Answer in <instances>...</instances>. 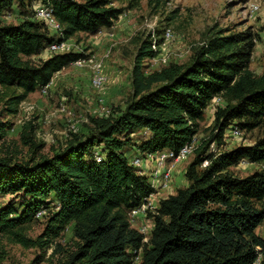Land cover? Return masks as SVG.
I'll return each mask as SVG.
<instances>
[{"label":"trees","instance_id":"16d2710c","mask_svg":"<svg viewBox=\"0 0 264 264\" xmlns=\"http://www.w3.org/2000/svg\"><path fill=\"white\" fill-rule=\"evenodd\" d=\"M115 1L0 0V86L21 90L8 98L9 114L83 55L51 53L34 61L56 39L34 18L33 5L52 8L63 27L61 41L111 27L122 13ZM15 11L20 19L6 22ZM253 47L249 31L210 28L188 63L145 72L144 62L156 54L147 35L138 44L123 109L90 116L86 131L71 132L50 154L41 152L44 143L35 140V125L28 122L20 136L28 155L19 156L14 147L0 156V234L46 248L70 226L75 249L57 264H264V236L256 232L264 219V170L245 176L232 170L242 161L264 162V132L253 144L219 150L232 124L243 132L264 130V65L259 75L250 69ZM215 97L223 103L184 170L187 184L147 211L152 229L144 240L129 212L155 189L126 154L132 146L177 152L197 134ZM10 125L0 121V139ZM211 144L219 151H210ZM42 208L44 228L29 238L26 225Z\"/></svg>","mask_w":264,"mask_h":264},{"label":"rangeland","instance_id":"374dc122","mask_svg":"<svg viewBox=\"0 0 264 264\" xmlns=\"http://www.w3.org/2000/svg\"><path fill=\"white\" fill-rule=\"evenodd\" d=\"M114 5L122 8V13L111 27L102 29V32L94 36L77 33L67 38V44L72 48L103 59L106 82L100 90H94L91 86L92 72L88 66L78 67L70 64L53 75L45 91L41 89L27 94L18 104L16 113L9 114L6 108L8 98L19 94L21 90L0 86V121L11 123L0 139V156L6 149L13 150L14 147L22 152L19 156L28 155V146L23 144L20 137L28 122L35 125V140L44 143L41 152L50 154L53 149L65 144L73 132L71 129L79 133L86 131L90 116L96 115L95 113L102 114L103 108L109 110L107 116L118 108L123 109L131 97L130 74L139 41L147 35L151 36L153 32L161 37L164 29L171 28L174 36L164 45V50L168 53L167 62L147 60L143 66L145 72L159 69L170 62L188 63L193 51L206 39L210 28L252 33L254 47L250 69L256 75L261 74L263 70L264 0H119L115 1ZM19 19L20 16L15 11L4 20L17 22ZM102 42L103 47L97 46ZM32 58L37 61L42 57ZM222 103L220 97H215L205 109L195 135L198 146L210 133L215 107ZM263 132L262 127L243 132L232 124L226 130L224 144L219 150H227L241 144H253ZM219 150L215 146L210 147V151L214 153ZM140 154L139 147L132 146L126 155L131 159L133 155ZM194 155L193 153L174 164L166 188H161L160 180H152L150 172L155 165L147 161L150 164L143 174L155 189L151 197L155 208L159 200L167 196L173 188L187 184L184 170ZM232 170L239 176H245L255 170H264V162L242 161ZM175 177H179L178 182ZM7 200L8 198H4L2 201ZM45 214L26 225L25 232L29 238L34 239L42 232L46 222ZM139 216L144 219L143 223L141 220L137 221ZM147 222H151V219L146 214H138L133 226L139 227ZM256 232L264 236V219L256 228ZM75 245L76 239L70 226L46 248L25 247L15 242L12 237L1 233L0 264H57L58 260L75 249ZM140 256L141 251L135 257V263L140 262Z\"/></svg>","mask_w":264,"mask_h":264},{"label":"built area","instance_id":"2783aa9c","mask_svg":"<svg viewBox=\"0 0 264 264\" xmlns=\"http://www.w3.org/2000/svg\"><path fill=\"white\" fill-rule=\"evenodd\" d=\"M34 10V18L36 20L42 21L47 29L54 35L56 41L52 42L46 49L45 52L51 54V53H64L69 51H74L76 48H72L71 45L67 44V39L65 40H59V38L62 36V25L57 21V19L53 15L52 8L47 4H42L41 2H37L33 5ZM12 12H8L6 15L9 17ZM6 17V18H7ZM101 31H98L97 33H100ZM110 35H112L110 33ZM158 35V34H157ZM155 35L153 32L150 36V45L151 48L155 51V56L150 59V61H163L164 63L167 62L168 59V53L164 50V45L167 41H170L173 39V32L171 28L164 29L162 36L159 37ZM80 50H76L75 52H79ZM81 53V52H79ZM83 55L80 56L78 59H76L71 64H74L78 67L88 66L91 69L92 76L90 79V84L94 88V90H100L101 87L106 82V75L103 71V59L96 58L95 56L88 55L85 53H82ZM47 86H44L42 88L43 91ZM101 101V100H100ZM102 114H97V116H107L110 112L108 109L103 108ZM71 131L75 132L76 130L71 129ZM211 146H214L211 144ZM198 147L197 144V137L194 136L191 141L184 144L177 152L174 151H157V152H141L140 155H133L131 159H128L129 163L138 168L140 173H144V170L146 169L147 165H149L151 162L152 165H155V168L150 172L152 180H160V186L161 188H166L168 185V182L170 181V178L172 176V167L176 162H179L185 158H187L189 155H192L194 150ZM95 158L97 161L101 160V156L96 153ZM169 162V163H168ZM207 161H204L203 165H206ZM152 184V183H151ZM153 186V184H152ZM153 193L150 194L147 198H145V201L137 208L132 209L129 212V218L132 223L136 222V216L138 214L145 215L147 211L154 210L155 206L151 200ZM45 209H40L36 213V217H40L45 214ZM142 234H144L146 239V236L148 235L149 231L152 229V221L147 222L146 224H141L139 227H137ZM253 264H259V259H257Z\"/></svg>","mask_w":264,"mask_h":264},{"label":"crops","instance_id":"0c3cea01","mask_svg":"<svg viewBox=\"0 0 264 264\" xmlns=\"http://www.w3.org/2000/svg\"><path fill=\"white\" fill-rule=\"evenodd\" d=\"M85 35H90V36H94L95 34H87V33H85ZM103 45H104V42H102L100 45H97V46H99V47H103ZM43 55V56H42ZM38 56H40V57H42V58H46V57H48L49 56V54L47 53V52H42L40 55H38ZM113 91H115V90H113ZM105 93H110V92H105ZM111 94V93H110ZM109 95V94H108ZM125 105V104H124ZM141 132H138L137 133V135L138 134H140ZM131 150V149H130ZM185 178V177H184ZM175 180H176V182H178L179 181V177H175ZM177 188H179V187H176V189ZM170 189H172V188H170ZM176 189H174L173 188V190H171L169 193H168V195H170V194H173V193H175V191H176ZM167 195V196H168ZM167 196H165V197H162V198H166ZM138 220H141L142 222L141 223H143V218L141 217V216H139L138 218H137V221Z\"/></svg>","mask_w":264,"mask_h":264}]
</instances>
